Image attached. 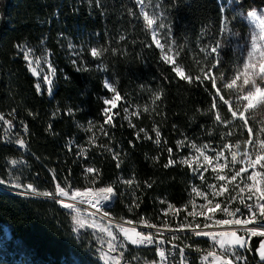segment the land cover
Returning <instances> with one entry per match:
<instances>
[{
    "label": "trees",
    "instance_id": "trees-1",
    "mask_svg": "<svg viewBox=\"0 0 264 264\" xmlns=\"http://www.w3.org/2000/svg\"><path fill=\"white\" fill-rule=\"evenodd\" d=\"M154 2L160 5L165 23L171 25L172 38L184 46L178 63L185 65L186 70L193 68V74V57L203 59L204 56L200 47L222 39L218 32L221 5L228 4V17L253 6H264V0H242L240 5L235 0L232 3L229 0ZM101 5L97 7L95 0L91 4L89 0H0V113L27 125V132L16 133L26 139L29 151L23 155L24 165L13 169L9 161L22 154L0 139V179L11 181L15 175L22 183L33 184L38 191L54 192V184L59 182L65 186L66 178L73 187L90 186L84 169L94 167L100 170L96 186L112 184L117 191L107 209L114 217L133 221L143 217L161 224L165 220L161 210L166 205L161 201L181 209L191 198L189 185L198 183L187 166L164 167L169 159L167 148L173 149L172 158L178 160L187 148L178 151L176 141L187 137L198 145L209 141L219 145L222 143L219 133L224 129L214 126L213 117L208 113L212 98L206 85L179 79L172 66L161 60L150 33L144 31L142 17L137 19L128 12L132 9L139 15L134 0H101ZM121 35L124 40H120ZM69 42L77 51L83 48V63L68 48ZM17 44H27L38 53L50 52L48 59L56 69L51 95L45 87L41 93L37 92L36 78L30 75L23 54H17ZM149 44L151 47L146 46ZM100 46L109 48L101 58L107 65L106 71L96 68L101 61L93 59L89 51ZM112 48L118 51L113 54ZM221 58V70H229L232 55L226 47L221 51ZM84 64L90 70L78 71ZM104 77L115 82L124 97L117 109H113V113H120L114 116L115 126L104 125L108 135L99 130L104 124L103 99L111 97L102 86ZM158 90H162L157 101V112L161 115L153 113L150 118L142 109L144 105L152 107L151 94ZM129 104L141 107L140 118H132L136 128L129 127L123 119V108ZM221 111L226 114V107ZM89 121L96 124L92 130L96 133V146L88 148L87 157L78 156L77 146L88 147V137L92 135L85 131ZM154 123L160 127V145L154 143ZM140 128L152 139L144 138L143 133L136 139ZM237 138L241 137L233 138V142ZM100 145L119 153V167L113 154ZM133 176L140 184L138 189L121 183ZM145 181L152 187H147ZM0 185L13 187L11 183ZM133 192L140 206L130 212L128 206L132 204ZM179 215L168 220L175 225ZM2 229L7 231V237L2 235ZM257 240L253 238L252 250ZM94 244L88 231L77 228L71 212L52 198L0 189V264H98L92 257ZM137 252L146 256L151 250L138 249L132 254Z\"/></svg>",
    "mask_w": 264,
    "mask_h": 264
},
{
    "label": "snow or ice",
    "instance_id": "snow-or-ice-1",
    "mask_svg": "<svg viewBox=\"0 0 264 264\" xmlns=\"http://www.w3.org/2000/svg\"><path fill=\"white\" fill-rule=\"evenodd\" d=\"M134 2L139 7V15L132 9H128V12L130 15L137 16V19L142 17L144 31L151 34L152 42L160 50L161 60L172 66V71L179 79L189 84L206 85V91L212 98L208 113L213 117L214 126L224 129L219 133L222 141L219 145H213L210 141L198 145L187 137L176 141L178 151L184 148L189 150L188 156L182 155L178 160L172 158L173 149L167 148L169 159L164 165L165 168L176 164L187 166L201 181L199 186L192 185L191 198L188 204L182 206V209L161 201L162 204L167 203V209L161 210L165 217L169 212L176 217L183 210L186 212L183 220L175 226L168 219L158 225L143 217L138 222L126 220L123 217L120 218L122 222H115L111 213L104 208L116 197L117 191L112 184L96 186L100 178V170L94 167L84 169L85 179L90 186L82 188L73 187L67 178L65 186L56 182L54 192L38 191L33 184H24L20 181V177L15 175L11 181L0 179V183H11L16 189L23 188L24 194L27 195L52 197L62 207L71 210L72 220L78 229L93 230L100 245L99 258L104 264H141V261L143 264H191L190 252L199 254V264H249L247 256L242 253L252 251L254 237L259 238V246L255 250L259 257L257 264H264V9L251 8L246 13L241 11L228 17V4L221 5L218 32L224 38H217L200 47V52L204 56L203 59L198 56L193 57L195 69L193 74V68L186 70L185 65L178 63V59L184 52V46L178 45L172 38L171 25L165 23L166 17L160 11V5L154 0H134ZM89 3L91 4L92 0H89ZM95 3L97 7L102 6L101 0H95ZM229 3H232V0H229ZM241 3L242 0H235L236 5ZM239 21H246L249 26L247 47L241 46V54L230 65L229 70L224 71L221 70L223 63L221 51L229 43V36L240 37L241 33L232 27L234 22ZM124 39L125 37L121 35L120 40ZM146 46L151 47V44ZM15 47L18 49V55L23 54L29 71L34 76H42V83L38 82L35 85L37 92L41 93L42 87L46 86L47 93L51 95L56 69L48 59L50 52L45 50L42 55L37 56L35 50L27 44H17ZM68 48L73 50V55L81 57L83 48L77 51L76 46L71 42ZM89 51L93 59L101 61L96 68L106 71L107 65L101 58L109 51V48L91 47ZM117 51L116 48L111 49L113 54ZM42 63L47 65V73L38 72L37 67L33 66H39ZM72 63L75 66L77 62L74 59ZM77 70L89 71L90 69L84 64ZM104 87L113 95L111 98L103 99L105 107L101 111L104 124L99 126V130L103 135H108L104 125L115 126L114 116L120 113H113V109H117L118 102L124 101V97L117 90L115 82L105 79ZM161 95L162 90L153 91L150 97L152 107L143 106V113H147L150 118L153 113L161 115L157 112V101L161 99ZM224 107H226V114L221 111ZM130 108L134 110L130 111ZM14 112L15 109L12 110V113ZM68 113L71 115L72 110L69 109ZM123 113V119L128 121L129 127L136 128L132 118H140L141 107L129 104L123 108ZM55 115L56 113H53V116ZM0 122L4 125L8 142H14L22 149L27 147L26 139L19 133L15 134L14 141L11 136H8L14 128L12 120L5 119V114L0 113ZM22 127L27 132V125L22 124ZM95 127L96 124L89 121L85 131L92 132ZM50 128L51 125H49ZM152 131L155 133L154 143L160 145L162 140L160 127L154 123ZM140 133L144 134V138L152 139L144 128L136 132V139H140ZM244 136L246 138H243ZM236 137L241 138L233 142V138ZM96 139V133L92 132V135L88 137V147L77 146V155L87 157L88 148L96 146ZM164 143L166 145L167 141L165 140ZM100 147L113 154V159L118 161L117 167H119V153L113 152L111 148L104 145ZM22 163L23 161L18 159L9 161L13 169ZM205 173H210V177ZM209 179L212 182H209ZM53 180H56L55 174H53ZM121 183L129 188L140 187L134 176L131 179L122 180ZM144 183L147 187H152L151 183L147 181ZM132 195V204L128 206L130 212L133 208L140 206L135 192ZM196 198L202 199L203 203L197 204ZM80 205H87L88 208L82 209ZM189 205H191V211H188ZM83 213H87V216ZM97 214H99V220L96 219ZM201 217L202 220L198 219ZM141 226L149 230H142ZM178 233H190V236H181ZM191 237L206 238L209 248L203 249L198 244L188 243ZM129 246L136 248L154 246L157 259L149 261L133 256L129 260L126 257Z\"/></svg>",
    "mask_w": 264,
    "mask_h": 264
},
{
    "label": "rangeland",
    "instance_id": "rangeland-1",
    "mask_svg": "<svg viewBox=\"0 0 264 264\" xmlns=\"http://www.w3.org/2000/svg\"><path fill=\"white\" fill-rule=\"evenodd\" d=\"M251 8H257L258 10L259 9H264V6H258V7H255V6H253V7H251ZM251 8H248V9H246V10H243V12H247L249 9H251ZM137 9H139V7L137 6ZM232 27H233V29L235 30V31H239L240 33H241V35H240V37H233V36H229L228 37V41H229V43L225 46L228 50H229V52H230V54L232 55V64L236 61V59H237V57L241 54V51H242V48H241V46L243 45L244 47H247V41H246V38H247V34H248V31H249V26L247 25V22L246 21H239V22H234V24L232 25ZM150 38H151V34H150ZM224 37H222V39H223ZM151 41H152V38H151ZM164 42V40L162 39V43ZM153 43V42H152ZM153 45H155L154 43H153ZM35 50V49H34ZM159 50V49H158ZM35 53H36V55L37 56H40V55H42L44 52L43 51H41V52H39L38 53V51H36L35 50ZM159 54H160V50H159ZM160 58H161V56H160ZM34 67H37V70H38V72H42V73H47V71H48V69H47V65L46 64H41V65H39V66H36V65H33ZM28 71H29V69H28ZM29 73H30V75H32V76H34L30 71H29ZM35 78H36V82L38 83V82H41L42 83V76H34ZM105 79H108L107 77L105 78H103L102 79V86H104V80ZM45 88H46V86H44ZM106 89V88H105ZM108 90V89H107ZM109 91V90H108ZM110 92V91H109ZM111 93V92H110ZM111 96H112V93H111ZM111 98V97H110ZM27 148V147H26ZM26 151H28V150H26ZM29 152V151H28ZM28 152L26 153V154H28ZM25 154V155H26ZM189 155V150L187 149L186 150V153H184V156H188ZM24 157V156H23ZM22 161H23V163L21 164V165H24V163H25V158H23L22 159ZM12 167V166H11ZM205 175L206 176H208V177H210V173H205ZM196 179H197V182L198 183H192L191 184V186H190V188H189V194L191 193V188H192V185L193 184H195V185H197V186H199V185H201V181L196 177ZM209 182H212V180L211 179H209ZM0 188L1 189H3V190H8L9 192H11V191H14V192H16L17 194H24L25 193V189H23V188H21V189H16L15 187H10V188H8V187H5V186H2V185H0ZM54 188H55V184H54ZM25 195H27V194H25ZM192 195H194V194H192ZM30 196H37V195H30ZM39 197H44V196H39ZM44 198H46V199H48V197H44ZM53 199V198H52ZM57 199H60L59 197H57ZM54 200V199H53ZM56 201V200H55ZM196 202H197V204H200V203H203V201H202V199H200V198H196ZM57 203V202H56ZM60 207H61V205L59 204V203H57ZM186 204H188V202L186 203ZM80 207L82 208V209H85V208H88V206L87 205H80ZM63 208V207H62ZM65 209V208H64ZM163 209H167V203H166V205L163 207ZM182 209V208H181ZM67 211H69V212H71V210H69V209H66ZM192 210V208H191V205H189V207H188V211H191ZM89 211H94L93 209L91 210H89ZM71 214L73 215V213L71 212ZM85 216H87V213H83ZM186 215V212H183V214H181V215H179V218L177 219L178 220V222H177V224L178 223H180L182 220H183V217ZM112 216V215H111ZM172 216V214H171V212H169V214H168V216L167 217H164L165 219H169V218H172L171 217ZM124 218H126V217H124ZM202 218V217H201ZM96 219L97 220H99V214L96 216ZM120 219V218H119ZM127 219H129V220H132V219H130V218H127ZM189 219H191V218H189ZM137 221H139V220H137ZM137 221H135V222H137ZM101 223H106V221H101ZM159 225V224H158ZM84 230L85 231H88L90 234H91V236L93 237V242H95V244L93 245V248H92V253H94L93 254V256L92 257H95V260L98 262V264H104V262L99 258V252H98V249L100 248V245H99V242L96 240V236H95V234H94V232H93V230L92 229H90V228H84ZM2 231H3V233H2V235L4 236V237H7V231L5 230V229H2ZM259 246V238H258V240H257V244L255 245V247H254V254H255V258H256V261H258L259 260V257H258V255L256 254V252H255V250H256V248ZM134 256H138V257H142V258H144V259H147V260H149V261H152V260H156V258H155V255H154V252H153V250L151 251V252H149L148 253V255H142V254H140V253H136V255H134ZM141 264H143V262L141 261Z\"/></svg>",
    "mask_w": 264,
    "mask_h": 264
},
{
    "label": "built area",
    "instance_id": "built-area-1",
    "mask_svg": "<svg viewBox=\"0 0 264 264\" xmlns=\"http://www.w3.org/2000/svg\"><path fill=\"white\" fill-rule=\"evenodd\" d=\"M5 119L12 120V122H13L14 128L12 130V133H9L8 134V136H11V138H12L13 141L16 139V135H15L16 134V131H18L20 133L25 132L24 129H23V127H22V124L23 123L21 121H14L12 118H9V117H7V118L5 117ZM0 139L2 140V142L4 144L12 146L14 149H16L18 152H20L22 154V156L16 158L18 160H22L24 158L23 155H25L28 152V151H26L27 148H23L22 149L18 145H16L14 142H8L7 136L5 135V132H4V125H3L2 122H0ZM190 186H191V184L189 185V188H190ZM111 203H112V201L111 202H108L106 204V206L104 208L105 211H108L107 209L111 206ZM88 210H90V209H88ZM112 217L114 218V221L115 222H122L119 218H116L113 215H112ZM125 219L126 220H129L127 218H125ZM201 219H203V218H201ZM175 225H173V226H175ZM141 228H142V230H145V231H148L149 230V229H143V226H141ZM152 231H154V230H152ZM165 235H168V234L165 233ZM178 235H181V236H190V233H183V234L178 233ZM187 242L188 243L198 244L203 249H208L209 248V242L204 237H191ZM202 242H204V243H202ZM166 247H170V245H166ZM138 249H148V250H151V251L153 250L154 255H155V258L157 259V255H156L155 247L154 246L141 247V248H136L134 246H129L128 252L126 253L127 259L131 260V258L134 256L132 254V252H134L135 250H138ZM242 255H246L247 256L248 261H249V264H256V258H255L256 256L254 254V250H252L251 252H248V253H242ZM190 261H191V264H199V254H197L195 252H190Z\"/></svg>",
    "mask_w": 264,
    "mask_h": 264
},
{
    "label": "water",
    "instance_id": "water-1",
    "mask_svg": "<svg viewBox=\"0 0 264 264\" xmlns=\"http://www.w3.org/2000/svg\"><path fill=\"white\" fill-rule=\"evenodd\" d=\"M1 189V188H0ZM1 190H3V189H1ZM6 191H8V190H6ZM11 192H14V191H11ZM16 193V192H15ZM22 195V194H21ZM48 198H52V197H48Z\"/></svg>",
    "mask_w": 264,
    "mask_h": 264
},
{
    "label": "crops",
    "instance_id": "crops-1",
    "mask_svg": "<svg viewBox=\"0 0 264 264\" xmlns=\"http://www.w3.org/2000/svg\"><path fill=\"white\" fill-rule=\"evenodd\" d=\"M258 261H256V264H257Z\"/></svg>",
    "mask_w": 264,
    "mask_h": 264
}]
</instances>
